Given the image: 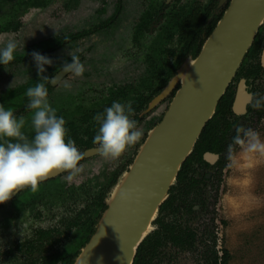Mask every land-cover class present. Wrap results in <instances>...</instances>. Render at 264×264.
Segmentation results:
<instances>
[{"label":"rangeland","instance_id":"1","mask_svg":"<svg viewBox=\"0 0 264 264\" xmlns=\"http://www.w3.org/2000/svg\"><path fill=\"white\" fill-rule=\"evenodd\" d=\"M164 1L122 0L120 4L115 6L116 0H53L44 9H30L24 16L21 15L19 21L22 26L18 31L0 33V48L5 46L7 40L14 39L18 45L14 53H18L32 43L42 41L37 43L36 48H46L48 53L45 55L52 60V64L55 61L63 62L69 59L71 57L69 53L73 55L75 53L81 54V62L85 67L82 77H67L65 78L66 81L53 88L54 99L63 98L61 101L64 105L68 100L67 94L79 93L78 96L83 97V90H80L82 85L85 87L84 92L89 91L88 87L96 88L97 92H101L107 88L110 89L128 83L137 85L146 67L144 65V52L142 53L141 50L150 44L151 39L157 37L159 29L158 24L155 22L149 37L140 38L141 43H146V46L140 45V48L132 42L131 30L134 28L135 20L142 15H153L154 9L162 5ZM211 1L178 0L177 3L199 2L204 4ZM224 6V4L221 5L219 9H223ZM141 7L142 11L140 12ZM8 17L10 16L0 11V24L4 23ZM104 25H107L104 28L106 31H99L100 34L99 32L90 33L87 34L86 38L78 39L73 43L66 40V36L70 34L74 35L81 30L89 33V31L98 30L100 26ZM90 27L91 30H89ZM101 35L104 36L101 37ZM113 37L114 39L111 40ZM258 38L260 39L259 47L262 50L264 30L258 34ZM121 41L123 42L121 48L114 49ZM109 52L112 55L105 63L103 55ZM48 66L45 65L44 67ZM12 72L9 76L0 75V92L7 86H17L25 82L26 77L21 73V70L12 67ZM6 73L2 72V74ZM240 79L244 78L241 77L238 81ZM250 80L255 88V93L260 94V91L264 89V72H261L260 77L255 81L252 78ZM238 81L232 83L235 94ZM65 82L70 84V87H64ZM89 97L90 95H85L83 98L88 100ZM170 101L168 97L156 109L150 110L146 119L155 120L160 117L167 110ZM241 122L242 125H247V128L257 131L264 139V119L261 121L251 120L249 116ZM145 127V123L139 125V128L143 131L141 140L136 145L129 147L121 157L116 160H105L99 155L90 158L89 162L82 164L84 171L76 181L71 184L65 182L67 186H75L81 182L91 183L85 187L88 190V195L93 196L98 186L106 183L113 172L124 171L128 168L149 132ZM225 151L228 156L227 146ZM86 166L89 169L87 172ZM209 169L215 171L216 168ZM92 170L99 172L98 180H95L94 176L92 178L94 173L97 175ZM207 171L209 172V170ZM207 171L200 170L198 173L202 177ZM105 176L106 178L103 179ZM199 180L201 184L186 196V206L196 199L200 200V202H197L198 204H193L196 211L189 214L186 212L184 204H181L178 206L179 212L175 215L168 211L164 213V221L180 225L182 229L188 226L196 230L198 237L202 236V241L206 244L211 242V234H215L217 237L215 253L217 257H221V250L225 248L231 256L229 264H264V158L249 157L237 150L236 155L230 159L223 170L218 188L216 187V180L212 179V181L205 184L201 179ZM92 183L94 184L92 185ZM110 191L106 194L104 202L108 200ZM88 195L80 199L81 201L75 205L71 203H54L53 205L56 206L52 208V212L48 210L50 206L43 205L44 201L38 202L34 206L36 210L31 208L16 216L14 215L13 224L7 227L5 226V220L0 215V263L3 259L2 254L10 247L9 245L15 244L26 237H31L30 235L38 227L45 228L55 225L62 216L65 217L73 212L74 208H80L82 203H88ZM201 201L205 202L204 206ZM37 211L41 212L39 219L34 216ZM153 223L154 221L148 235L153 234L157 229V225ZM200 248H204V246L201 247L200 245ZM161 250L163 258L159 264H197V259L200 258L197 251L196 253L179 251L170 244L163 245Z\"/></svg>","mask_w":264,"mask_h":264},{"label":"trees","instance_id":"2","mask_svg":"<svg viewBox=\"0 0 264 264\" xmlns=\"http://www.w3.org/2000/svg\"><path fill=\"white\" fill-rule=\"evenodd\" d=\"M49 2L50 0H0V11L10 16L4 23L0 24V33L18 31L22 26L18 19L19 14L21 15L27 12L29 7H45ZM224 10L219 11L216 9L215 0L207 4L185 2L184 5H173L166 15H163V19L165 20L160 26L157 37L153 40L151 39L150 44L145 47V49L141 50L142 53L144 52V65L146 67L137 85L128 83L110 89L107 88L101 92H97L96 88L92 87H88L89 91L84 92L85 87L82 85L80 90H83V97L87 95V92H89L92 97L90 96V98L86 100L83 97H79L77 94L68 96L66 104L73 105L74 112L78 115L77 117L74 116L75 118L69 121L66 120L65 127L69 138L74 140L79 146H93L94 144L92 141L98 129V125L93 118L96 114L103 112L105 108L110 107L113 102L127 103L130 101L135 110V115L132 118L139 120L144 117L143 114L142 117L139 116V113L146 110L153 98L160 94L162 88H164L176 75L184 61L188 58L195 59L198 56L204 42L222 19ZM153 16L155 15H142L139 18L143 23L132 32V41L135 46L139 48L140 45L146 46V43L140 42V38L144 37L145 33L148 32V26ZM106 27L107 25L100 26L98 30L93 29L91 33L99 31L105 32L106 29L104 28ZM263 30L264 25L260 27L258 34ZM87 34L90 33L82 31L74 35L70 34L66 36V40H68L69 43H73L78 39L86 38ZM258 34L232 83L237 82L241 77L246 80L252 78L253 81H255V79L260 77L261 72H264L259 62L260 39L258 38ZM41 42L42 41H39L37 43ZM37 43H32L21 52L14 53L13 61L7 65L0 64V75L9 76L13 73L12 67H17L26 77L24 83L0 92V105H3L5 109L17 108L23 102L24 104L29 103L25 93L29 87H34L40 78L31 53L35 51L44 56L48 53L46 48L37 49ZM74 55L80 56V54L77 53ZM109 56L110 54L108 53L104 54L103 59H109ZM257 56L258 59L256 60ZM65 62L70 63L71 57L63 62L55 61L51 66L45 68L46 71L43 75L52 78L59 72ZM3 71L7 73L2 74ZM46 86L48 87L49 94L52 91V87L50 84ZM255 94L256 97L264 96V89L260 91V94ZM234 97V86L230 84L226 94L219 102L213 118L208 121L203 128L192 153L183 163L175 185L169 190V197L160 206L157 218L153 223L157 225V229L153 234L148 235L138 247L133 264H159L163 258L161 247L165 244H170L179 251L193 253L197 251L200 254V258L197 259V264H229L231 256L225 248L221 250V257H217L215 253L214 249L217 245V237L215 234H211V242L206 244L202 241V236L198 237L196 230L188 226L182 229L180 225L166 222L163 219V214L168 211L172 215H175L176 212H179L178 206L181 204H184L186 212L193 214V204L200 202V200L196 199L193 203H188L186 206V196L200 185L199 181L195 180L190 175L191 171L194 170V165L197 163L204 166L208 165L203 159V154L206 152L219 155L220 159L215 165L217 174L213 179L216 180V187L218 188L221 182L222 172L230 161L225 148L232 142V137L235 135V128L241 126V120H245L249 116L251 120L255 119L261 121L264 119V105H262L259 110H256L250 104L247 107V114L245 116L234 115L232 112ZM57 116H61L59 110ZM161 119L162 116L156 118L152 124H150L149 128L152 129ZM27 122L29 124V121ZM242 126L247 128L245 124ZM23 131L29 139L33 138L34 133L31 128V121L29 127ZM69 138L66 137V139ZM126 170L113 172V174L109 176L108 181L105 183L104 192L99 191L100 193L98 192L95 198L97 209H95L92 214H88L86 211L83 212L87 220L83 221L81 217L82 214H80V231H78L77 235L80 234L81 236L79 238L75 237L73 242L64 245L63 251L59 253L57 257L51 258V256L48 259H43L44 261L35 260L34 264H56L58 261L61 264H73L80 250L88 243L93 235L92 233L95 231L99 218L107 208L104 202L107 191L109 193L111 187L116 185L118 178ZM204 203V201H201L203 206ZM200 245L201 247L203 245L204 248H200Z\"/></svg>","mask_w":264,"mask_h":264},{"label":"water","instance_id":"3","mask_svg":"<svg viewBox=\"0 0 264 264\" xmlns=\"http://www.w3.org/2000/svg\"><path fill=\"white\" fill-rule=\"evenodd\" d=\"M263 25L264 0L229 1L198 56L186 59L162 93L149 103L145 114L178 87L162 119L149 130L135 158L110 191L106 210L73 264H133L183 163L213 118ZM68 75L59 71L54 77L64 79ZM237 87L232 112L245 116L250 94L243 79ZM203 159L214 164L219 158L206 152ZM121 189L131 190L134 198L121 201Z\"/></svg>","mask_w":264,"mask_h":264},{"label":"clouds","instance_id":"4","mask_svg":"<svg viewBox=\"0 0 264 264\" xmlns=\"http://www.w3.org/2000/svg\"><path fill=\"white\" fill-rule=\"evenodd\" d=\"M17 47L14 39L7 40L5 46L0 48V64L7 65L13 61ZM31 55L40 77L35 86L29 87L25 93L29 100L28 108L33 110L32 139L23 131L25 118H17L11 109L6 110L0 105V204L7 203L13 194L25 187L35 191L40 182L51 176L66 173L63 179L71 184L84 171L80 162L84 160L85 153L77 148L74 140L66 139V121L57 116L56 110L48 102L46 85L57 86L66 79L44 76V66H51L52 60L35 51ZM69 55L71 63L65 62L59 71L69 74L68 77H82L85 71L83 63L78 56ZM260 63L264 66V50H260ZM64 87H70V84L65 82ZM248 99L256 110L264 105V96L250 94ZM134 115L135 110L129 101L113 102L94 116L98 129L92 143L100 157L116 160L141 140L143 131L132 118ZM237 150L249 157L264 158V139L252 128L237 126L232 142L228 145L230 159ZM118 196L121 201H131L134 193L121 189Z\"/></svg>","mask_w":264,"mask_h":264},{"label":"flooded vegetation","instance_id":"5","mask_svg":"<svg viewBox=\"0 0 264 264\" xmlns=\"http://www.w3.org/2000/svg\"><path fill=\"white\" fill-rule=\"evenodd\" d=\"M51 1H53V0H50V2L45 7H42V8L29 7L27 11H29L30 9H35V10L36 9H44L50 5ZM121 1L122 0H116L115 6L120 4ZM177 1L178 0H165L162 3V5H160L159 7L156 6L157 9L155 8L154 12H153V15H155V16H153V18H151L152 21L150 22V24L148 26V32H146L144 37H142V38H146V37L148 38L149 37V35H150L149 33H151L152 26L155 22L158 24L157 25L158 29H160V26L162 25V23L165 20V19H163V17H164L163 15H166L168 10L170 8H172L173 5L177 6L178 4H181V5L185 4L184 2L183 3H180V2L177 3ZM229 1L230 0H226L224 3H221V0H216L215 1L216 9L219 11L220 10L222 11L225 8L227 9ZM170 2H172V3H170ZM223 4L225 5L223 7V9H219V7ZM225 10H224V12H225ZM141 11H142V7H141L140 12ZM26 13L27 12H25L21 15L24 16ZM21 15L19 14L18 19L20 18ZM142 23H143V21L140 20L139 18L137 20H135L134 28L131 31L133 32L135 30V28L139 27ZM106 24H107V21H106ZM91 29L92 28L90 27L89 30H91ZM122 29H124V28H122ZM125 30L127 32L126 27H125ZM6 32H8V31H6ZM91 32H93V31H89V33H91ZM102 36L103 35H101V37ZM112 39H114V37L111 38V40ZM122 45H123V42L121 41V43L119 45H116L114 47V49L117 47L121 48ZM263 48H264V46L262 47V50H263ZM108 54H110L109 57H111L112 53L109 52ZM78 57L80 58V60L82 59L81 54ZM103 60L105 61V63H107V61L109 59H103ZM259 62H260V56H259ZM260 66H261V63H260ZM143 74H144V72H143ZM67 77H65V78H67ZM240 80H242V79H240ZM243 80L245 81V86H246L247 92L249 94H255L256 91H255L254 86H252L251 80L250 79L249 80L243 79ZM239 81H238V83H239ZM168 83H167V85H168ZM238 83L236 84L237 90H238V87H237ZM231 84H232V82H231ZM50 86L52 87V91L48 94V102H49L50 106L52 108H54L57 112L59 110V112H61L60 117H63L65 121L66 120L69 121V120L77 117L78 115H77V113L74 112L73 105H67L66 103L64 105L63 101H61L63 98L54 99L55 96L52 94V92H53V88L55 86H52V85H50ZM166 86L164 88H166ZM13 87H16V86H7L4 89V91L7 89H10V88H13ZM164 88H162V91L164 90ZM177 88L178 87L173 88L174 90L169 94V96H167V98L169 97V100H172V97L175 95ZM162 91L160 93H162ZM78 94L79 93H77V95ZM87 95L91 96V94L89 92H87ZM68 96L69 95L67 94L66 97H68ZM51 97L53 98L52 101H51V99H52ZM167 98H165L161 103H163ZM157 107H158V105L154 109H156ZM8 109H11L17 118H19L20 116H23L25 118L26 124H25V127L23 130H25L26 128L29 127L31 120H26V119H31L32 118L31 115H33V112H32V110H30L28 108V103L24 104V102H23L17 108L15 107V108H8ZM8 109H6V110H8ZM57 112H56V114H57ZM72 114H74V115H72ZM142 114L144 115V117H142ZM139 116H141L142 118H140L139 120H136L137 126L139 127V125H141V123H145V125H146L145 129L147 131H149L151 129V128H149V126H150V124H152V122L154 120H151V118L149 120L146 119L148 117V114L145 115V110L141 111L139 113ZM161 116H163V114ZM27 121H29V124ZM67 137L69 138L68 134H67ZM69 139H71V138H69ZM76 146L81 152L85 153V158H84V160H82L80 162L81 164H84L85 162L87 163L90 161V158L92 159L95 156H98V153L95 151V148H96L95 145H93L91 147H83V146H79L78 144H76ZM218 158H219V155H218ZM219 159L213 165H216L217 162L219 161ZM207 164H208L207 166H204V165H200L197 163L196 167L194 165V168H193L194 170H192L190 173L192 178L199 181V184H201V181L199 179H201L203 184H205L209 181H212V179H214L215 175L217 174L216 169H215V171H211L209 169V168H214L215 166L210 165L208 162H207ZM86 169H87L86 172L89 171L87 166H86ZM200 170H203V171L209 170V172L207 171V173L201 177V175L198 173ZM92 172H96V174H97V175H95V173H94L92 175V178L94 176L95 180L96 179L98 180L99 172L96 170H94V171L92 170ZM64 175H66V173H61L59 175L51 176L47 180L40 182L35 191H33L30 187H25L24 189L20 190L19 192L13 194L12 198L7 203L0 204V215L5 220V226L7 227V226H11L13 224L12 219L14 218V215L16 216L19 213H21L27 209H31V208H34L33 210H36V208L34 206L38 202L44 201L43 205L44 206L45 205L50 206L48 210H50L52 212L53 211L52 208H54V206H56V205H53L54 203H57V202L62 203V204L71 203V204L75 205L81 201L80 199L86 197L89 194L88 190L85 186H88L91 183L88 184V183H82L81 182L75 186L69 185V187H68L67 184L65 183L66 181L63 179ZM105 178L106 177H103V179H105ZM93 184L94 183H92V185ZM104 189H105V183L102 185H99L98 189L96 190V192L94 193L93 196L88 195L89 196V197H87L88 203H82L81 207L78 209L74 208L72 210L73 212L69 213L65 217L62 216V218L59 219L55 225H52L50 227H45V228L44 227H38V228H36V230L33 231L32 235H30L31 237H26L23 240H20L15 244L9 245L10 247H8L6 249V251H4V253L2 254L3 259H2L0 264H34L35 260L44 261L43 259H48L51 256H52L51 258L57 257V255L63 251L62 249H63L64 245H68V243L73 242L75 237L79 238L81 236L80 234L77 235L78 231H80V214H82L81 217L83 218V221L87 220V217H86V215L83 214V212L86 211V213L92 214L94 212V210L97 209V203H95V198L98 195V192L99 191L104 192ZM107 193H108V191H107ZM62 204H58V205H62ZM193 210H194V208H193ZM194 211H196V210H194ZM34 216H35V218L39 219L41 217V212L37 211ZM53 216L55 218L57 217L56 215H53ZM56 264H61V263L58 261Z\"/></svg>","mask_w":264,"mask_h":264},{"label":"bare ground","instance_id":"6","mask_svg":"<svg viewBox=\"0 0 264 264\" xmlns=\"http://www.w3.org/2000/svg\"><path fill=\"white\" fill-rule=\"evenodd\" d=\"M151 227V226H150ZM150 227H149V230H150ZM149 230H147V231H149Z\"/></svg>","mask_w":264,"mask_h":264}]
</instances>
